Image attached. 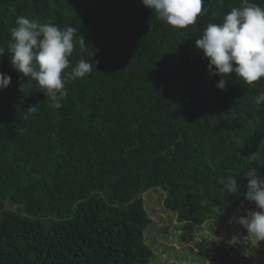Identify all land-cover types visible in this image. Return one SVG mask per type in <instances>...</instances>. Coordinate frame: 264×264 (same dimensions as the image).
<instances>
[{
  "label": "trees",
  "instance_id": "1",
  "mask_svg": "<svg viewBox=\"0 0 264 264\" xmlns=\"http://www.w3.org/2000/svg\"><path fill=\"white\" fill-rule=\"evenodd\" d=\"M246 3L264 7L203 0L197 22L176 29L142 0H0V72L11 76L0 90V264H151L143 196L154 188L181 224L231 221L245 173L264 176V103L254 102L264 78L232 75L218 89L195 40ZM19 16L75 28L66 71L92 65L67 79L59 109L11 63ZM232 175L237 194L220 183Z\"/></svg>",
  "mask_w": 264,
  "mask_h": 264
},
{
  "label": "clouds",
  "instance_id": "2",
  "mask_svg": "<svg viewBox=\"0 0 264 264\" xmlns=\"http://www.w3.org/2000/svg\"><path fill=\"white\" fill-rule=\"evenodd\" d=\"M142 4L156 19L176 29L194 25L205 11L203 0H142ZM15 23L17 26L10 30L11 42L7 48L12 53L13 67L27 77V81H35L36 90L50 98L54 108H61V101L67 96V79L84 78L92 71V65L84 59L71 66V72L66 71L74 51L76 29L71 26L61 29L24 16L17 17ZM79 44L81 48L86 46L83 36ZM195 46L208 60L209 74L219 76L218 89L226 91L232 75L245 84L254 85L264 78V7L256 3L233 7L221 23L207 25L195 40ZM5 50L0 48V55ZM10 83L11 76L0 72V90ZM254 102L264 103V92L258 93ZM245 176L248 179L245 198L254 203L256 210H249L246 215L233 214L230 222L242 226L258 244L264 240V176L257 168L248 169ZM220 183L227 193H239L240 185L233 175Z\"/></svg>",
  "mask_w": 264,
  "mask_h": 264
},
{
  "label": "rangeland",
  "instance_id": "3",
  "mask_svg": "<svg viewBox=\"0 0 264 264\" xmlns=\"http://www.w3.org/2000/svg\"><path fill=\"white\" fill-rule=\"evenodd\" d=\"M164 194L154 188L143 196L152 218L145 233L153 250L151 264H264V240L257 244L242 226L230 221L213 220L200 228L189 223L181 224L170 210L164 208ZM7 207L15 208L9 204ZM249 210L256 208L254 203L246 200L235 214L246 215ZM218 244L231 246L232 250L226 253Z\"/></svg>",
  "mask_w": 264,
  "mask_h": 264
}]
</instances>
